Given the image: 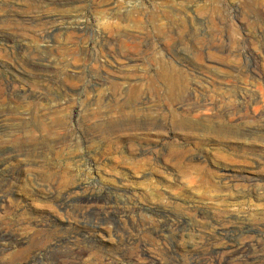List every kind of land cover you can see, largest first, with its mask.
I'll return each mask as SVG.
<instances>
[{"label":"rangeland","instance_id":"1","mask_svg":"<svg viewBox=\"0 0 264 264\" xmlns=\"http://www.w3.org/2000/svg\"><path fill=\"white\" fill-rule=\"evenodd\" d=\"M223 225L264 264V0H0V264H201Z\"/></svg>","mask_w":264,"mask_h":264},{"label":"bare ground","instance_id":"2","mask_svg":"<svg viewBox=\"0 0 264 264\" xmlns=\"http://www.w3.org/2000/svg\"><path fill=\"white\" fill-rule=\"evenodd\" d=\"M263 114V113H262ZM213 131V130H212ZM215 132L224 136H229L231 137L233 135L232 131H225V129H223L222 127H218V129H215ZM231 171V170H230ZM243 178V177H242ZM70 200V199H69ZM89 200V199H88ZM91 201V200H90ZM94 201V200H93ZM231 220V219H230ZM82 222V221H81ZM83 223V222H82ZM230 223V222H229ZM149 224V223H148ZM175 225V224H174ZM227 226V225H226ZM229 226V225H228ZM155 227V226H154ZM222 229H219L218 231L214 230V233H211V236L208 237H212L214 239H218V240H223L224 241V245L222 247H218V248H213L208 254H206L205 256H203V254H201L203 256V258L201 259L200 263L201 264H221L223 263L224 260H235L237 261V264H241L242 261H251L253 260V256L250 255L249 250L247 249L246 246L241 247L239 245L234 244L235 240H236V236L235 233L238 232L237 228L236 230L230 228V227H225L224 225L222 226ZM218 228H221L218 226ZM235 228V227H233ZM87 229V228H86ZM89 229V228H88ZM156 229V228H155ZM216 229V228H215ZM91 230V229H90ZM89 230V231H90ZM149 230V229H148ZM150 231V230H149ZM158 231V229L156 230ZM91 232V231H90ZM153 232V231H152ZM161 232V231H160ZM159 232V233H160ZM163 232V231H162ZM87 233V232H86ZM5 235V234H4ZM258 236V235H257ZM207 237V236H206ZM23 238V237H22ZM25 238V237H24ZM239 239V238H238ZM19 241V240H18ZM23 240L21 239L20 242H22ZM219 241V242H220ZM222 241V242H223ZM240 242V241H239ZM259 244V243H257ZM212 245V244H211ZM216 245V244H215ZM218 245V244H217ZM216 245V246H217ZM236 245V246H235ZM251 245V244H250ZM24 246V245H23ZM220 246V245H219ZM253 246V245H252ZM179 247V246H178ZM256 247V245H255ZM258 247V246H257ZM260 247V246H259ZM21 248V247H20ZM23 248V247H22ZM140 248V247H139ZM254 248V247H253ZM24 249V248H23ZM34 249V248H33ZM185 249V248H183ZM211 249V248H210ZM179 250V249H178ZM195 250V248H194ZM197 250V249H196ZM19 251V249H18ZM24 251V250H22ZM141 251V250H140ZM190 251V250H189ZM146 252V251H145ZM185 252V251H184ZM187 252V250H186ZM194 252V251H193ZM17 253V252H16ZM188 253V252H187ZM143 254V253H142ZM263 254V253H262ZM15 255V254H14ZM35 255V254H34ZM260 255V254H259ZM15 257V256H14ZM264 257V256H263ZM148 258V257H147ZM192 259V258H190ZM238 259V260H237ZM193 260V259H192ZM260 260V259H259ZM146 261V260H145ZM153 261V260H152ZM190 261V260H189ZM227 262V261H226ZM258 262V261H257ZM148 263V262H147ZM250 263V262H249ZM256 263V262H255ZM197 264V263H196ZM247 264V263H245Z\"/></svg>","mask_w":264,"mask_h":264}]
</instances>
